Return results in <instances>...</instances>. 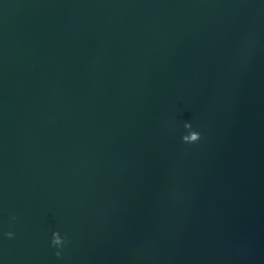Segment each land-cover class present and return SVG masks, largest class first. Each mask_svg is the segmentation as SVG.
Listing matches in <instances>:
<instances>
[{"label": "water", "instance_id": "1", "mask_svg": "<svg viewBox=\"0 0 264 264\" xmlns=\"http://www.w3.org/2000/svg\"><path fill=\"white\" fill-rule=\"evenodd\" d=\"M0 264H264V0H0Z\"/></svg>", "mask_w": 264, "mask_h": 264}, {"label": "clouds", "instance_id": "2", "mask_svg": "<svg viewBox=\"0 0 264 264\" xmlns=\"http://www.w3.org/2000/svg\"><path fill=\"white\" fill-rule=\"evenodd\" d=\"M200 140H201V134L199 135V137L195 141H192V140H189V139L185 138L183 140V142L186 143V144H195V143L199 142ZM6 235H7L8 238L11 239V238H13L14 233L13 232H7ZM65 243H66V240L60 234L59 231H56V232L52 233L51 245H52V247L57 249V251H56V256L57 257L61 256V250L64 248Z\"/></svg>", "mask_w": 264, "mask_h": 264}]
</instances>
